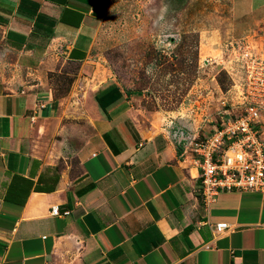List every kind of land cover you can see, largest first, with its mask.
Wrapping results in <instances>:
<instances>
[{"label":"crops","instance_id":"1","mask_svg":"<svg viewBox=\"0 0 264 264\" xmlns=\"http://www.w3.org/2000/svg\"><path fill=\"white\" fill-rule=\"evenodd\" d=\"M113 1L0 0V264H264V188L222 191L206 211L166 124L91 69ZM215 1L247 25L264 7Z\"/></svg>","mask_w":264,"mask_h":264},{"label":"rangeland","instance_id":"2","mask_svg":"<svg viewBox=\"0 0 264 264\" xmlns=\"http://www.w3.org/2000/svg\"><path fill=\"white\" fill-rule=\"evenodd\" d=\"M259 27L264 7L247 25L215 0H114L95 24L90 65L134 93L140 117L154 127L208 134L215 121L207 117L217 119L223 106L236 103L233 57ZM70 80L53 78L58 94Z\"/></svg>","mask_w":264,"mask_h":264},{"label":"built area","instance_id":"3","mask_svg":"<svg viewBox=\"0 0 264 264\" xmlns=\"http://www.w3.org/2000/svg\"><path fill=\"white\" fill-rule=\"evenodd\" d=\"M261 39L264 28L259 27L247 40L249 43L239 42L230 67L235 71L232 74L236 79L237 100L235 104L221 105L217 119L207 117V122L215 121L210 132L204 134L197 127L175 128L171 133L183 146L182 159L190 160L198 171L197 192L206 211L222 191L253 192L264 188V43ZM50 214H59L58 206L53 205ZM211 227L217 236L231 229L226 222Z\"/></svg>","mask_w":264,"mask_h":264}]
</instances>
